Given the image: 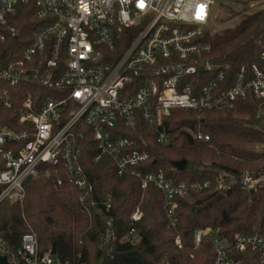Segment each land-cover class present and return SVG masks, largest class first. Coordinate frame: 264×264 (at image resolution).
Returning <instances> with one entry per match:
<instances>
[{"label":"built area","instance_id":"1","mask_svg":"<svg viewBox=\"0 0 264 264\" xmlns=\"http://www.w3.org/2000/svg\"><path fill=\"white\" fill-rule=\"evenodd\" d=\"M28 4L36 7L41 27L23 45L13 41L20 32L12 20L18 6ZM217 5L231 8L230 16L245 15L263 10L264 0H0V44L13 45L8 53L0 48V104L12 110L20 88L28 94L17 127L0 125V205L22 203L26 180L39 177L43 169L58 186L67 180L89 201L95 187L83 156L94 150V161L110 160L119 178L158 188L174 227L177 198L210 188L211 182L176 184L163 172L149 170L150 154L138 148L144 139L142 122L158 132V142L168 144L164 120L173 110L218 109L249 97L264 100V45L256 62L235 73L211 58L207 35L213 34L209 24ZM198 138L209 140L203 134ZM259 181L248 174L243 184L253 192ZM142 216L137 210L132 220L139 222ZM113 222L109 220L110 227ZM136 232L132 228L129 235ZM217 233L198 230L194 238L198 246L212 237L215 264H241L233 254L248 249L264 264V235L229 241ZM175 243L182 247L180 236ZM0 257L8 264H59L51 251L41 253L33 231L17 245L0 230Z\"/></svg>","mask_w":264,"mask_h":264},{"label":"trees","instance_id":"2","mask_svg":"<svg viewBox=\"0 0 264 264\" xmlns=\"http://www.w3.org/2000/svg\"><path fill=\"white\" fill-rule=\"evenodd\" d=\"M12 24L20 32L13 41L28 45L41 27L36 7L18 6ZM207 40L214 63L230 65L232 73L251 65L264 45V9L242 14L239 26L209 34ZM12 46L0 44L5 53ZM19 92L13 97L12 110L0 104V125L17 127L21 102L28 96L21 88ZM164 126L171 136L168 144L158 142V132L142 122L144 139L138 140V148L150 154L146 167L163 172L176 184L211 182L210 188L189 190L177 198L174 227L158 188H143L131 177L119 178L110 160L95 162L97 152L86 150L83 162L95 187L89 201L67 180L58 186L55 176L43 169L39 177L26 180L22 203L0 205V230L17 245L22 235L35 232L41 253L55 249L59 264H215L211 236L217 230L220 238L229 241L238 235H264V180L253 192L243 184L246 174L264 179V150H259L264 146V100L249 97L218 109L173 110ZM199 134L208 135L209 140L199 139ZM125 135L135 137L130 132ZM182 160L187 162L183 171L175 166ZM109 198L112 209L107 211ZM137 210L143 216L134 222ZM132 228L137 230L134 236L129 235ZM204 229L212 234L197 246L195 234ZM177 236L181 248L175 243ZM233 258L241 264H259L258 253L251 249L235 252Z\"/></svg>","mask_w":264,"mask_h":264},{"label":"rangeland","instance_id":"3","mask_svg":"<svg viewBox=\"0 0 264 264\" xmlns=\"http://www.w3.org/2000/svg\"><path fill=\"white\" fill-rule=\"evenodd\" d=\"M232 11V9H228V11L222 10L221 6H214L212 9V20L209 24V28L211 32L218 33L227 29H234L239 26L242 22V14L234 12L232 16L228 13ZM259 150H264V146ZM248 175V174H246ZM264 179H261L259 182H263ZM264 185V183H263ZM259 186V185H258ZM57 264V263H56Z\"/></svg>","mask_w":264,"mask_h":264},{"label":"water","instance_id":"4","mask_svg":"<svg viewBox=\"0 0 264 264\" xmlns=\"http://www.w3.org/2000/svg\"><path fill=\"white\" fill-rule=\"evenodd\" d=\"M186 165H187L186 160L179 161V162H177V163L175 164V166H176L179 170H181V171L185 170ZM51 254H52L53 256H56V250L53 249L52 252H51ZM0 264H8L7 258H6V257H0Z\"/></svg>","mask_w":264,"mask_h":264}]
</instances>
